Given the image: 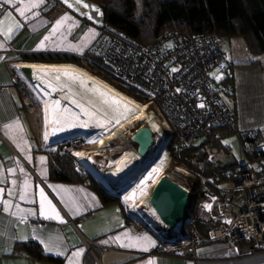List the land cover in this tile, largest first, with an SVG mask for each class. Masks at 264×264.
Wrapping results in <instances>:
<instances>
[{"label":"crops","instance_id":"crops-1","mask_svg":"<svg viewBox=\"0 0 264 264\" xmlns=\"http://www.w3.org/2000/svg\"><path fill=\"white\" fill-rule=\"evenodd\" d=\"M30 2L23 0L13 6L0 0L3 5L0 9V189L3 190L0 192V264H46L10 255L17 244L31 241L39 243L47 255L62 258L64 264H149L150 261L153 264H264V250L236 255L227 239L212 241L208 237L202 238L197 247V261L158 255L155 238L136 230L126 216L124 203L104 201L87 183H64L51 178L54 152L51 139L43 138L40 118L32 113V92L19 66L50 58L53 59L50 62H58L53 64H64L63 57H81L93 51L100 32L89 19L94 11L88 14L86 9L69 7V4L78 6L76 0L67 3L43 0L39 7L26 12L27 18L19 16L16 7ZM97 16L99 19L98 12ZM64 17L69 19L53 32ZM87 22L92 27L85 28ZM9 27L13 29L8 33L10 39L5 35ZM236 44L239 45L232 40L229 48ZM227 52L230 72L217 78L219 72L213 71L218 80L231 77L230 81H223L230 85L231 91L223 93L222 99L236 114L237 129L256 130L264 145V54L255 58L244 50L241 58L232 50ZM43 118L45 121V114ZM226 148L227 153L221 154L220 160L233 157L238 163L230 147ZM98 150L100 153L94 155L102 156V148ZM41 189L64 222L59 218H44L55 217V213L47 203L41 208ZM21 194L26 198L20 199ZM5 200L9 202L8 211L4 210ZM137 237H148L154 245L142 241L139 247L121 246ZM46 245L52 251L46 250ZM144 246L147 251L143 250ZM81 249V255H73Z\"/></svg>","mask_w":264,"mask_h":264},{"label":"built area","instance_id":"built-area-1","mask_svg":"<svg viewBox=\"0 0 264 264\" xmlns=\"http://www.w3.org/2000/svg\"><path fill=\"white\" fill-rule=\"evenodd\" d=\"M2 7L0 4V9ZM92 25L87 22L85 28ZM99 32L92 52L100 57L119 79L149 98L148 101H137L145 109L146 116L134 124L136 127L133 125L129 138L131 142L134 131L149 127L154 139L152 148L157 144L158 136L163 135L164 152L167 157H171V146L176 151L183 150L215 128L236 124V114L225 106L222 99L223 93H230V85L220 79L219 81L213 75L215 70L222 76L230 72L229 54L217 36L188 38L172 33L162 37L155 44L141 46L110 27L99 29ZM19 67L21 70V66ZM151 121L155 122V128L152 127ZM235 135L242 153L247 158L245 164L250 167L245 164L238 167L237 163L227 168L225 181L221 184L213 185V177H197L187 168L172 169L171 164H165L167 173H163L160 180L167 177L190 194L187 218L177 229L172 230L164 225L157 215L150 211L148 202L145 206H130L123 200L125 193L119 190L115 183H111L110 187L104 184V192L117 197L125 204L126 216L132 220L136 230L147 232L155 238L158 255L197 261L196 250L202 242V237L194 227L198 217L215 222L216 225L209 231L208 239H227L236 255H240L241 249L247 247L252 248L247 254L262 251L264 160L251 158L250 155L260 150L264 153V145L260 140H256L259 135L256 130H238ZM82 140V136L76 134L51 146L54 145V151L61 146L58 150L63 153L70 151L81 162L72 148ZM133 145L132 149L137 152V146ZM95 157V160L103 162V156ZM101 165L102 163H98V168L102 170ZM205 205H211V209L205 208ZM89 249L92 252L90 247Z\"/></svg>","mask_w":264,"mask_h":264},{"label":"trees","instance_id":"trees-1","mask_svg":"<svg viewBox=\"0 0 264 264\" xmlns=\"http://www.w3.org/2000/svg\"><path fill=\"white\" fill-rule=\"evenodd\" d=\"M83 1L94 5L101 11L102 19L99 24H95L92 20V23L98 29L110 27L141 46L155 44L162 37L172 33L188 38L215 35L222 42L224 40L242 39L248 52L255 58L264 54V0ZM26 58L31 59L30 56ZM63 59L65 60L63 61L64 64H72L85 69L136 101H148L149 99L146 95L119 79L112 69L93 52H87L81 57L66 56ZM50 60L53 61L50 58L40 62L42 64L58 63L50 62ZM256 62L257 60L250 65ZM230 78L228 75L221 82L230 81ZM237 131L236 124L215 128L202 135L200 138L204 137V139L201 142H197L200 139L198 138L183 150L176 151L171 146L172 169L174 167H184L197 177L215 178L211 182L213 185L223 183L227 171V169L221 168V152L227 153L223 139L236 134ZM260 138L261 136L258 135L256 140ZM250 156L251 158L264 160V153L261 150L255 151ZM52 159L50 175L55 181L87 183L104 198V201H120L107 195L95 180L84 171L85 165L82 160L81 163L71 152L63 153L58 150L52 153ZM215 225V222L207 218L198 217L194 227L199 235L205 239ZM10 255L29 257L46 264H64L62 258L47 255L43 247L34 241L17 244Z\"/></svg>","mask_w":264,"mask_h":264},{"label":"bare ground","instance_id":"bare-ground-1","mask_svg":"<svg viewBox=\"0 0 264 264\" xmlns=\"http://www.w3.org/2000/svg\"><path fill=\"white\" fill-rule=\"evenodd\" d=\"M21 68H27V71L38 70L40 74H34L27 72L28 83L34 88L38 96L42 98L45 105V117L48 116V122L45 127L48 137L51 141L54 138H63L79 134L82 138L86 139L85 135L93 138V141L97 143V147L104 148V145L108 140L123 133L124 129L132 125L134 121L143 120L146 116L145 111L141 108V105L136 103L132 98L121 93L117 89L113 88L100 78L90 74L83 68L72 64H38L27 63L21 65ZM53 72H69L75 73L80 77H83L85 84L81 85L79 81L73 80L70 76H61L57 81L53 77H45L42 73ZM61 85H65L61 87ZM93 86L102 89L104 92L110 93L112 96L117 97L125 104L130 105L136 109L134 113H126L119 118V123L116 122L114 117H118L119 113L113 111L107 104L104 103L106 97H102L98 91H93ZM53 87L56 90H53ZM60 100L61 108H68L70 112L80 115L81 121H87L88 117L81 112V108L77 107V104L83 105L90 111H96L100 115L101 119H104L101 114L103 111L108 112V117L105 120V127L96 126L93 122L87 126L81 127H67L64 131H56L53 133V125L51 121V110L46 108L54 101ZM75 101V102H73ZM140 105V106H139ZM123 111V109H121ZM110 121V122H109ZM153 128L156 127L154 121H151ZM90 140V138H87ZM165 144V137L163 135L158 136L157 144L150 149L146 158L140 157L135 150H129V152L123 153L117 159H111L107 165L109 168L107 173L96 167L93 155H89L88 152L75 151L78 158H81L87 171L92 172L99 181L102 183H115L117 187L124 189L125 197H130L126 200L132 207H137L139 204H147L151 193L155 186L160 181L161 175L164 173V159L167 157V153L164 152L163 147ZM105 156V155H102ZM96 159V158H95ZM98 166V165H97ZM166 167V166H165ZM103 178L105 180H103ZM152 192V191H151Z\"/></svg>","mask_w":264,"mask_h":264},{"label":"snow or ice","instance_id":"snow-or-ice-1","mask_svg":"<svg viewBox=\"0 0 264 264\" xmlns=\"http://www.w3.org/2000/svg\"><path fill=\"white\" fill-rule=\"evenodd\" d=\"M23 3V0H2L3 4H11L13 6H15L16 3ZM65 3L68 2V0H64ZM82 0H77V3H81ZM43 3V0H31L30 3H24L22 7H16V12H18L19 16L21 17H26V12L29 11L30 9L33 8H37L39 7V5ZM84 7H89V5L84 4ZM69 7H72L71 4H69ZM95 11H99L98 9H95ZM9 16H11V13H9ZM69 19L68 17H64L61 21L57 22V25L53 28V32H55L63 23L64 20ZM89 19H92L91 16H89ZM20 25H16V27L18 28ZM13 31V29L11 27L8 28V32L5 33L6 37L8 39L11 38V36L8 35V33H11ZM48 37H45V40H47ZM173 71H176V69H173ZM41 75L45 76V77H53L55 80L59 81L61 76H70L73 80H77L80 82L81 85L85 84V80L83 77L78 76L75 73H69V72H53V73H42ZM219 78V77H217ZM65 85H61V87H64ZM53 90L55 91L56 88L53 87ZM93 91H98L100 93V95L102 97H106L104 103L107 104L109 106V108H111L113 111L119 113L118 117H114V119L116 120L117 123H119V118L124 116V114L126 113H134L136 111V109L132 108L130 105L125 104L123 101L119 100L117 97L112 96L110 93L104 92L102 89H99L96 86H93ZM75 102V101H73ZM60 100H54L52 101L48 107L46 108V112L48 111V109L51 110V123L53 125V133H55L56 131H64L67 127H76V126H87L88 124L91 123H95L96 126L99 127H105V120L108 117V112L107 111H103L101 114L103 115L104 119L100 118V115H98V113L96 111H90L89 109L85 108L83 105L77 104V107L81 108V112L88 117L87 121H81L80 119V115L77 113H72L70 112V110L68 108H61L60 107ZM201 107H203V105H200ZM121 109H123V111H121ZM46 119V123L48 122V116L46 115L45 117ZM110 122V121H109ZM11 127V126H9ZM45 140L48 139V133L45 132V136H44ZM94 142V141H93ZM80 155V154H77ZM43 162V159H42ZM10 172L13 170H9ZM3 190L0 189V192H2ZM11 194V193H10ZM40 197H41V208L43 209L44 204L47 203V205L51 208V210L55 213V217H49L47 215L44 216V218L48 219V218H59L61 220V222L63 221V218L59 216V212L56 211L55 206L52 205L51 201L47 199V196L45 195L43 189H41L40 191ZM25 195L21 194L20 199H25ZM130 197H125V200H128ZM5 204V211L9 210V202L8 201H2ZM18 207V206H17ZM205 208L207 209H211V205H205ZM31 214V212L29 213ZM43 214V212H42ZM230 223V221H229ZM117 240H119V237L116 238ZM147 242L150 243L152 245H154L153 241H150V238L148 237H137L134 241L128 243V244H122L121 246L123 247H139L142 246L141 242ZM43 243V241H41ZM46 250L48 251H52V249L46 245ZM144 251H147L148 248L146 246L143 247ZM83 252V250H79L78 252L74 253V256H79L81 255ZM57 254H63V253H57ZM149 264H153V262H149Z\"/></svg>","mask_w":264,"mask_h":264},{"label":"rangeland","instance_id":"rangeland-1","mask_svg":"<svg viewBox=\"0 0 264 264\" xmlns=\"http://www.w3.org/2000/svg\"><path fill=\"white\" fill-rule=\"evenodd\" d=\"M77 1V0H76ZM78 4V6L77 5H72V8L74 9V10H79L80 8L81 9H86V11L88 12V14H89V12H91V11H94V12H96L95 11V9H97L94 5H92V4H90V3H88V2H85V1H82L81 3H77ZM84 4H87V5H89V7H84L83 5ZM98 13H99V19L101 20L102 19V13H101V11H98ZM91 21H92V19H90ZM94 23L96 24H99V22H95L94 21ZM230 42H232V41H230ZM230 42L229 41H226V40H224L223 42H222V46H223V48L226 50V51H230V50H232L235 54V56H238V57H243V51L244 50H246L247 51V47L245 46V44H244V42H243V40L242 39H235V40H233V42H238L239 43V45L238 44H236V45H234L233 46V48H229V44H230ZM216 72V71H215ZM214 72V73H215ZM218 75H219V78H221L222 77V74H220V73H218ZM26 78V77H25ZM25 82V81H24ZM26 84H27V86L30 88V91L32 92V96H33V101H34V106H32V113H33V115H35V116H37V117H39L40 118V120H41V122H40V128H41V131H42V135H43V138H44V136H45V132H46V130H44V128L46 129V127H45V121H44V118H43V116H44V114H45V105H44V103H42V101H41V99L38 97V95H37V93L34 91V89L31 87V85L28 83V82H26ZM134 100V99H133ZM135 101V100H134ZM136 102V101H135ZM137 104H138V102H136ZM140 106V105H139ZM141 108L143 109V107L141 106ZM144 111H145V109H143ZM139 121H141V120H139ZM139 121H134V123L132 124V125H129V126H127L125 129H124V131H123V133H120V135L119 136H117V138L116 137H114V138H111L110 140H108L107 141V143L104 145V148H102V150H103V155H105V156H103L104 157V159H103V162H101V161H99V160H96V162H95V164H96V166L98 165V163H102V165H101V167H102V172L105 170V172H107V170H108V164H109V162H110V160L111 159H117L119 156H121L123 153H125L126 151H129V150H133L132 148H133V144H132V142L130 141V134H132V131L133 130H131L132 129V127H133V125L136 123V122H139ZM134 127H136V125H134ZM127 129H130V130H127ZM125 130H127L126 132H125ZM79 135V134H78ZM85 137H88L87 135H85ZM49 138V137H48ZM89 138V137H88ZM91 139L89 140V139H84L83 138V140H82V142L80 143V144H78L77 146H75L74 148H72L74 151H81V150H83V151H85V152H88L89 153V155H93V156H95L96 154H99L100 152H98L99 150H98V147H97V143L96 142H93V138L92 137H90ZM57 139H59V141L61 140V137L60 138H57ZM204 139V137H202V138H200L197 142H201L202 140ZM54 143V142H53ZM55 143H57V141H55ZM54 143V144H55ZM223 143H224V145L225 146H228V147H230V152L232 153V154H234L235 155V158L237 159V161H238V167H243L244 166V164L245 163H247V158H246V156H245V154H243L242 153V151H241V148H240V145H239V143H238V140H237V138H236V135L235 134H233V135H230V136H227V137H225L224 139H223ZM133 145V146H132ZM53 147H54V145H52ZM164 146H165V144H164ZM61 146H59L58 147V149L60 148ZM62 148H63V146H62ZM112 148V150H110ZM58 149H55V151L54 152H56V151H58ZM163 150H164V147H163ZM123 151V152H122ZM67 152V151H66ZM70 152V151H69ZM82 152V151H81ZM113 152V153H112ZM120 152H122L121 154H119ZM95 154V155H94ZM117 154H119V156L118 157H115V155H117ZM221 154H223L222 152H221ZM212 156V155H211ZM94 158V157H93ZM165 160V159H164ZM108 162V163H107ZM164 164H165V162H164ZM171 164V163H170ZM245 165H248L249 167H250V165L249 164H245ZM247 166V167H248ZM165 166H163V168H164ZM84 168V167H83ZM101 169V168H100ZM84 171L85 172H87L91 177H92V179L93 180H95V182L100 186V188L104 191V184L105 185H107V186H111V184H110V182L108 181V183L106 182H104V183H102L101 181H99V179L94 175V174H92V172H90V171H87L85 168H84ZM83 171V172H84ZM104 172V173H105ZM164 173H167V172H165V170H164ZM103 180H105L104 178H103ZM225 184V183H224ZM224 186H226V184L224 185ZM123 193H124V189L123 190H121ZM152 191V190H151ZM151 191H149V193H151ZM106 193V192H105ZM108 195V194H107ZM110 196V195H109ZM114 198H116V197H114ZM127 202V201H126Z\"/></svg>","mask_w":264,"mask_h":264},{"label":"water","instance_id":"water-1","mask_svg":"<svg viewBox=\"0 0 264 264\" xmlns=\"http://www.w3.org/2000/svg\"><path fill=\"white\" fill-rule=\"evenodd\" d=\"M92 20L99 22L97 12L91 13ZM22 73L27 78L26 73L32 72L40 74L38 70L27 71V68H21ZM132 142L137 146V152L143 159L148 156L150 149L154 144L153 134L149 127L139 128L133 132ZM55 142V141H54ZM51 144L53 143L50 142ZM233 157H226L221 160V168L227 169L236 165ZM190 194L177 183L162 178L153 189L151 198L148 200L150 211L161 220L164 225L170 229H177L179 225L187 218L189 210ZM252 250L251 247L241 249V254H247Z\"/></svg>","mask_w":264,"mask_h":264},{"label":"clouds","instance_id":"clouds-1","mask_svg":"<svg viewBox=\"0 0 264 264\" xmlns=\"http://www.w3.org/2000/svg\"><path fill=\"white\" fill-rule=\"evenodd\" d=\"M61 139H63V138H61ZM52 141H53V142H54V141L59 142V139L54 138ZM52 141H49V143L52 142ZM54 143H55V142H54ZM54 143H52V144H54ZM170 158H171V157L168 156V157L164 160L165 164H170V163H171ZM165 164H164V166H165ZM97 167H98V166H97ZM116 198H117V197H116ZM117 199H118V198H117Z\"/></svg>","mask_w":264,"mask_h":264}]
</instances>
